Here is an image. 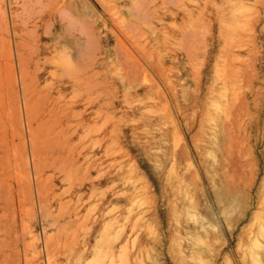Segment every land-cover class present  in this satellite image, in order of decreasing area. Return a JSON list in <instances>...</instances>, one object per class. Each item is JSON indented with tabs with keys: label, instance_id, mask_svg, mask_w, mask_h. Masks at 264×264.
I'll use <instances>...</instances> for the list:
<instances>
[{
	"label": "rangeland",
	"instance_id": "374dc122",
	"mask_svg": "<svg viewBox=\"0 0 264 264\" xmlns=\"http://www.w3.org/2000/svg\"><path fill=\"white\" fill-rule=\"evenodd\" d=\"M54 4L0 0V71L28 134L17 35L41 86L78 70L87 120L93 70L92 176L86 124L42 192L30 142L8 157L0 130V264H264V0Z\"/></svg>",
	"mask_w": 264,
	"mask_h": 264
},
{
	"label": "bare ground",
	"instance_id": "6f19581e",
	"mask_svg": "<svg viewBox=\"0 0 264 264\" xmlns=\"http://www.w3.org/2000/svg\"><path fill=\"white\" fill-rule=\"evenodd\" d=\"M60 2L61 0H55L56 4L53 5L51 11H48L45 14L51 17L54 16L56 11L58 10ZM16 44L19 63L21 67L20 81L24 90L23 104L26 109L28 134H25V132L21 131L19 128V124H23L22 120H17V118L21 116V106L19 105L16 108L13 107L20 101L18 98V90L16 88V85H14V83H12L9 78L2 77L0 71V130H3L1 131L2 134H5V131L7 133L5 134V138L7 137V146L5 147V151L8 157H10L11 145H15L16 136H19L25 143L28 140L32 149V157L34 160L33 164L35 165L34 174L37 178L36 181L39 182H37L36 185H41L39 187L42 188L40 189V191L44 190L45 188H43L42 186L46 187V182L48 181L47 180L46 182H44L45 184L42 185V177L45 174L46 168H51L55 174L58 173L66 176V178H70L71 171H73V169L77 165H80L78 164L79 159L77 158L75 153L74 142L75 137L79 133L80 127L83 124H86L88 148L86 168L89 172V178H91L90 176H92L91 172L93 168V124H91V120L93 119V116L91 115V113L93 112V88L91 85L93 82V70H88L86 73L87 86L85 87V99L87 102L86 110L89 111V120H87L81 115L82 113H77V110L75 109L80 102V97H78L76 94H73L72 97L68 99L66 93V90L70 84L74 89H79L80 80L77 75L78 70L75 67H72V72L68 71V74L64 72L59 74L54 71L52 72L54 80L50 83V85L46 87L41 86V71L44 69L40 67L39 61L35 63L36 69L33 74H28V72L26 71L27 61L24 56L25 42L23 41V34H19L16 36ZM58 68L64 69L62 65H58ZM235 104L237 105V103ZM237 107L239 106H234V110ZM9 127H11L10 129L12 130V138H10L8 134ZM1 138L2 137L0 136V139ZM50 144L51 148L47 151V147ZM0 148H4L1 147V143ZM17 159L18 158L16 157L15 163L17 162ZM22 159H24V157ZM9 161L11 160L9 159ZM21 162L19 163L21 164ZM23 168L24 167L22 166L20 170H23ZM10 171H12L11 174H13V168H10ZM54 173H52L51 176H53ZM11 182L9 183L12 187V185L14 186V184H12ZM21 182L22 181L18 182V184H20ZM24 183L26 185H24ZM18 186V189L22 187V189H27L30 185H27V182L24 181L23 183H21V185ZM26 186L27 188H24ZM13 190L10 189V192L12 193ZM11 198L13 199L15 197Z\"/></svg>",
	"mask_w": 264,
	"mask_h": 264
}]
</instances>
